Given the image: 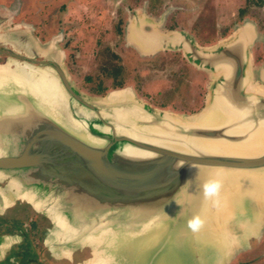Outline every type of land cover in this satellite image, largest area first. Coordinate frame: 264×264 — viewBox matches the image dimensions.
Returning <instances> with one entry per match:
<instances>
[{
	"label": "water",
	"instance_id": "95a60500",
	"mask_svg": "<svg viewBox=\"0 0 264 264\" xmlns=\"http://www.w3.org/2000/svg\"><path fill=\"white\" fill-rule=\"evenodd\" d=\"M168 11L152 16L145 7L136 9L125 40L140 55L180 51L206 72L198 110L178 114L152 106L129 86L93 97L64 77L61 85L50 81L51 93L42 96L35 81L18 70L0 95V121L35 113L45 128L17 156L0 157V168L39 169L24 174L27 183L56 184L82 211L145 207V214L128 223L104 214L77 232V241L95 242L99 259L230 264L264 232V60L253 66L251 55L254 40L264 35L244 22L201 45L183 29L164 27ZM33 141L53 149L32 151ZM210 181L220 188L206 197Z\"/></svg>",
	"mask_w": 264,
	"mask_h": 264
},
{
	"label": "flooded vegetation",
	"instance_id": "af4514ba",
	"mask_svg": "<svg viewBox=\"0 0 264 264\" xmlns=\"http://www.w3.org/2000/svg\"><path fill=\"white\" fill-rule=\"evenodd\" d=\"M19 1L21 0H0V95L7 91L8 86L13 85L12 82L18 70L35 81L38 92L42 96H48L51 93L53 85L48 82L55 81L61 85L63 77L68 80L73 89L79 92L84 91L95 97L122 85L118 82L121 65L114 63L122 55L119 45H114L107 36L108 31L102 30L107 27L98 25V14L95 13V21L89 25L94 24V27H91L95 31L94 40L90 37L93 41L87 44L86 36L84 35V41H81L78 32L87 31L88 28L75 25L71 20H65L64 16H61V13H64V5H60L56 12L49 8L38 16L39 10L32 7L29 2L25 5V11H20L17 6ZM125 1L128 3L122 5V9L118 11L121 18L116 21L118 25L113 29L123 40L122 46L130 50L136 58L144 60L150 55H140L125 40L129 12L133 13L137 8L130 4L135 0ZM137 1L140 3L142 0ZM206 2L207 6H210L209 2L212 0H206ZM243 3L236 9L238 20L232 23L233 26L230 25L227 28L224 22L219 24L217 19L219 16H212L214 14L209 8H205L200 22L195 23L196 18L194 20L191 18L189 28L185 27V29L203 44L220 40L235 26L242 25L244 22L254 27L259 35H264V18L257 19L256 15L258 5L262 7L264 0H243ZM150 7L147 4L145 9L149 14L161 11L160 8L152 10ZM176 9L177 6L173 5L172 11ZM172 11L166 18L165 26L167 28L181 27L173 22L175 19ZM55 13L58 18L52 16ZM35 16L38 19H35ZM214 18L217 20L215 21ZM209 26L214 31L200 42L199 30L207 29ZM98 29L102 30L103 36L97 35ZM116 47L117 51L114 50ZM251 48L252 64L257 66L264 60V40L256 38ZM178 53L182 56L180 52ZM202 95L203 92L198 95L201 101ZM42 128L45 127L41 125V117L35 113L25 117L10 115L0 121V157L17 156L23 150L22 146L26 145ZM36 149L50 151L53 148L33 141L30 144V150ZM32 169L39 170L34 167H23L21 170L0 168V228L5 224L12 226V228L7 226V229L0 230V264H111L99 259L94 252L95 242L93 241L82 243L81 245H86L85 249H79L77 252L72 250L71 243L76 240L77 232L91 226L92 219L104 214L116 216L115 221L128 223L145 214V207L130 211L103 205L93 210L82 211L65 197L64 192L56 184L47 186L41 182L27 183L24 174ZM18 179L19 183L14 181ZM21 183L29 189V193ZM19 193L25 195L27 193V195L14 197ZM3 199L6 200L7 206L2 202ZM7 210L22 216L17 215V219L14 220L6 219L3 215ZM257 240L251 248L238 252L230 264H264V232ZM42 254H45V257Z\"/></svg>",
	"mask_w": 264,
	"mask_h": 264
},
{
	"label": "rangeland",
	"instance_id": "374dc122",
	"mask_svg": "<svg viewBox=\"0 0 264 264\" xmlns=\"http://www.w3.org/2000/svg\"><path fill=\"white\" fill-rule=\"evenodd\" d=\"M28 2L32 7L39 10L38 16H41L42 13L46 12L49 8L56 12L60 5H64V13L62 12L61 16H64L65 20H71L75 25L88 28L87 31L78 32L81 41H84V35L86 36L87 44L94 40L95 31L91 28L94 27V24L91 26L89 25L95 21V13L98 14V25L103 28L107 27V29L104 28L102 30L108 31L107 36L111 39L114 45H119L118 47L122 54L121 57L114 62L120 63L121 65V73L118 78V82L122 84L120 87L129 86L137 97L146 103L155 107L168 109L178 114H184L189 111L191 112L202 106L203 103L198 95L205 92V85L208 82V75H206V73L204 74V72L200 70L197 71L188 65L178 52L163 51L154 56L145 57L144 60H142L136 58L130 50L125 46H122L121 42L123 40L113 28L118 25L116 21L121 18L118 11H120L122 5H125L128 1L21 0L17 5L20 11H25V5ZM130 4L131 6H136V9H141L142 7L147 9V4L151 6L150 8L152 10L153 8H160L161 11L167 9L169 10L167 16L171 13L173 5H176V11H172L173 18L175 19L173 22L184 28H189L190 20H192L191 18H193V20L196 18L194 22L199 23L203 10L209 8L212 14H214H211L212 16H219L217 17L219 24L224 22L228 28V26H233L232 23L238 20L236 9L239 5H243L244 3L243 0H212V2H209L210 6H207L206 0H142L140 3L135 0L130 2ZM258 6L259 7L256 11V15L258 16L257 19L264 18V5L262 7H260V5ZM248 10L249 8H247V12H249ZM150 14L152 16H157L159 13L156 12ZM131 15L132 13L129 12V18ZM52 16H57L58 18L56 13L52 14ZM35 19H38V17L35 16ZM210 19L211 16L209 20ZM214 19L215 21L217 20L216 18ZM89 27L91 31L89 30ZM102 30L98 29L97 35L103 36V33H101ZM199 31L200 32L198 33L201 42V40H205V37L214 30L209 26V28L203 30L200 29ZM90 37L93 40H91ZM122 48H125V50H122ZM114 50L117 51V47ZM251 53H253L252 48ZM110 90L112 89H109L108 91ZM81 92L93 96L84 91ZM105 94L98 97H102ZM132 207L133 206H126L125 209L130 210ZM17 215L20 216V214L14 213L12 210H7L3 217L14 220L17 219ZM10 225L11 224H5L0 230L7 229L6 227H10ZM10 228H12V226ZM81 244L82 243L77 240L72 242V250L77 252L79 249H85L86 245L84 246V244ZM42 256L45 257V254H42Z\"/></svg>",
	"mask_w": 264,
	"mask_h": 264
},
{
	"label": "clouds",
	"instance_id": "9594fccd",
	"mask_svg": "<svg viewBox=\"0 0 264 264\" xmlns=\"http://www.w3.org/2000/svg\"><path fill=\"white\" fill-rule=\"evenodd\" d=\"M219 188H220V184L217 181H210L206 183L204 186L205 196L210 197L215 195L218 192ZM198 225H199V221L191 223L190 227L195 229L198 227Z\"/></svg>",
	"mask_w": 264,
	"mask_h": 264
},
{
	"label": "crops",
	"instance_id": "0c3cea01",
	"mask_svg": "<svg viewBox=\"0 0 264 264\" xmlns=\"http://www.w3.org/2000/svg\"><path fill=\"white\" fill-rule=\"evenodd\" d=\"M165 10V9H164ZM164 10H162V11H164ZM162 11H160L159 12V14L162 12ZM147 12V11H146ZM149 14V13H148ZM151 15V14H150ZM166 18H167V14H166ZM166 18H165V20H164V27L165 28H167L166 26H165V21H166ZM175 28H178V29H183V30H187V29H185V28H182V27H175ZM167 29H174V28H167ZM188 32V31H187ZM189 33V32H188ZM195 38V37H194ZM195 40H196V38H195ZM197 41V40H196ZM218 41V40H217ZM198 42V41H197ZM216 42V41H215ZM199 43V42H198ZM214 43V42H213ZM199 44H201V45H209V44H203V43H199ZM210 44H212V43H210ZM163 51H168V52H174V51H169V50H163ZM163 51H159V52H163ZM159 52H157V53H159ZM176 52H180V51H176ZM157 53H155V54H157ZM181 53V52H180ZM182 54V53H181ZM154 55V54H153ZM146 56H148V55H146ZM151 56V55H150ZM183 56V55H182ZM183 59L185 60V62L188 64V65H190L192 68H194L195 70H200V69H197V68H195L192 64H190L184 57H183ZM200 71H202V72H204L203 70H200ZM206 72H204V74H205ZM206 75H207V73H206ZM206 86H207V83H206V85H205V91H206ZM204 96H205V92H203V95H202V103H203V101H204ZM161 108V107H160ZM199 109V108H198ZM198 109H195V110H193V111H196V110H198ZM193 111H191V112H193ZM187 113H190V111L189 112H187Z\"/></svg>",
	"mask_w": 264,
	"mask_h": 264
},
{
	"label": "bare ground",
	"instance_id": "6f19581e",
	"mask_svg": "<svg viewBox=\"0 0 264 264\" xmlns=\"http://www.w3.org/2000/svg\"><path fill=\"white\" fill-rule=\"evenodd\" d=\"M49 83V82H48ZM48 83H46V84H48Z\"/></svg>",
	"mask_w": 264,
	"mask_h": 264
}]
</instances>
